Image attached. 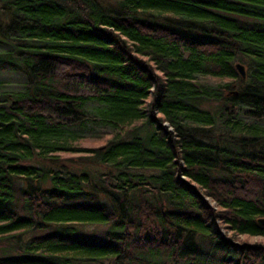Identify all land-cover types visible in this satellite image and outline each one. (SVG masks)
Returning a JSON list of instances; mask_svg holds the SVG:
<instances>
[{"label": "trees", "instance_id": "obj_1", "mask_svg": "<svg viewBox=\"0 0 264 264\" xmlns=\"http://www.w3.org/2000/svg\"><path fill=\"white\" fill-rule=\"evenodd\" d=\"M6 73L0 264H264V0H0Z\"/></svg>", "mask_w": 264, "mask_h": 264}, {"label": "rangeland", "instance_id": "obj_2", "mask_svg": "<svg viewBox=\"0 0 264 264\" xmlns=\"http://www.w3.org/2000/svg\"><path fill=\"white\" fill-rule=\"evenodd\" d=\"M104 2H112L113 0H103ZM24 79L20 75L6 73L0 75V93L1 92H19L23 89ZM101 228H97L100 233ZM89 231H96V228H89ZM90 236H94L90 234ZM256 238H251L249 241L254 242Z\"/></svg>", "mask_w": 264, "mask_h": 264}, {"label": "water", "instance_id": "obj_3", "mask_svg": "<svg viewBox=\"0 0 264 264\" xmlns=\"http://www.w3.org/2000/svg\"><path fill=\"white\" fill-rule=\"evenodd\" d=\"M235 69L238 72V74L240 75V77L242 79H244L246 77V72H245V68L244 66H242L241 64H236L235 65ZM258 223L264 227V218L263 219H258Z\"/></svg>", "mask_w": 264, "mask_h": 264}]
</instances>
